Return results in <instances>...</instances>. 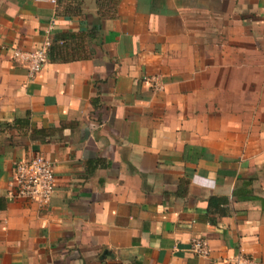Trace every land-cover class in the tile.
I'll list each match as a JSON object with an SVG mask.
<instances>
[{"label":"crops","instance_id":"obj_1","mask_svg":"<svg viewBox=\"0 0 264 264\" xmlns=\"http://www.w3.org/2000/svg\"><path fill=\"white\" fill-rule=\"evenodd\" d=\"M72 1L0 0V264H264V0ZM36 153L50 200H9Z\"/></svg>","mask_w":264,"mask_h":264},{"label":"built area","instance_id":"obj_2","mask_svg":"<svg viewBox=\"0 0 264 264\" xmlns=\"http://www.w3.org/2000/svg\"><path fill=\"white\" fill-rule=\"evenodd\" d=\"M56 5V0H47ZM53 19L46 30V40L40 49L23 51L15 49L13 57L17 61L25 63L30 73H35L42 68L48 58V48L51 43V27ZM155 89H161L162 83L158 77L148 78ZM54 189V174L51 162L41 153H36L29 158L20 159L15 163L13 177L10 181V189L7 193L9 200L26 199L39 204L47 203ZM191 250L198 255L207 256L208 244L203 239H194L191 242ZM230 264H258L254 259L238 254Z\"/></svg>","mask_w":264,"mask_h":264},{"label":"trees","instance_id":"obj_3","mask_svg":"<svg viewBox=\"0 0 264 264\" xmlns=\"http://www.w3.org/2000/svg\"><path fill=\"white\" fill-rule=\"evenodd\" d=\"M63 0H56V3H60ZM116 2V1H115ZM78 2L73 0L71 4L65 5L64 6V10L61 11V13H65L66 11H76L77 10V4ZM98 4H99V10H102V8L105 5L104 1L98 0ZM63 44H65L64 39L62 36H51V43L50 46L48 48V56L50 59H54L55 57V53L59 52V47L58 46H62ZM227 202V198L223 197V196H211L208 200V204L209 206H214L215 211L219 214H225L227 213L226 208L222 207L220 208V206L224 205Z\"/></svg>","mask_w":264,"mask_h":264}]
</instances>
